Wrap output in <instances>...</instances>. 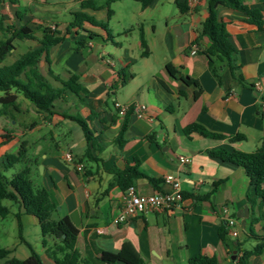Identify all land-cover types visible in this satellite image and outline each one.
I'll use <instances>...</instances> for the list:
<instances>
[{"label":"crops","instance_id":"0c3cea01","mask_svg":"<svg viewBox=\"0 0 264 264\" xmlns=\"http://www.w3.org/2000/svg\"><path fill=\"white\" fill-rule=\"evenodd\" d=\"M9 1L10 16L1 12L0 16L17 29L56 28L65 35L74 14L83 13L105 23L108 33L84 23L50 49L49 60L42 57L39 69L52 88L64 89V84L76 75L81 88L77 94L65 90L54 103L52 115L40 113L25 102L20 112L0 116V172L11 177L31 167L35 185L44 189L56 205L52 220H71L79 231L75 249L89 264H107L102 253H117L124 243L133 245L144 264H188L198 253L216 256L218 264H241L243 251L250 250L246 249L247 242L254 241L252 249L262 242L253 235L264 239V208L256 206L252 217L248 197H254V189L243 169L212 157L210 152L225 149L253 153L262 144L264 30L249 23L242 12L218 7V15L227 24L237 50L235 65L244 79V83L235 80L229 68L217 62L219 82L204 54L210 45L202 36L207 0H154L148 8L136 0H93L97 10L84 9V0ZM244 1L264 15V0ZM89 32L99 38L79 48L78 41L87 40ZM17 42L25 46L20 56L39 45L38 41L17 40L12 53L19 50ZM168 64L178 71L176 78L168 72ZM128 75L133 77L124 83ZM183 77L197 81L200 88L186 85ZM116 101L131 109L136 104L146 105L153 120L139 119L132 110L120 118ZM30 112L35 118L26 121ZM74 118L88 122L95 139L93 147ZM125 123V144L120 148L116 139ZM192 123L228 139L197 134L188 137L184 128ZM236 135L246 139L231 142L229 138ZM23 141L28 143L24 166L20 163L5 171L7 155L16 154ZM65 153L72 154L73 163L64 159ZM179 155L190 157L191 163L180 165ZM136 159L145 175L134 184L137 192L150 196L168 190L164 177L178 176L183 207L144 214L116 226L113 220L125 206L127 191L117 185L113 170H124ZM149 179L160 181L159 187ZM225 206L237 221L238 237L229 234L230 247L219 236ZM9 208L16 218L19 206L16 210L12 205ZM21 213L25 242L19 238L17 221V242L4 247L10 251L9 258L27 259L31 254L29 243L43 264H55L48 251L59 240L48 236L44 246L38 219L24 210ZM238 243L243 245L240 249L234 247ZM249 263L264 264V253Z\"/></svg>","mask_w":264,"mask_h":264},{"label":"trees","instance_id":"16d2710c","mask_svg":"<svg viewBox=\"0 0 264 264\" xmlns=\"http://www.w3.org/2000/svg\"><path fill=\"white\" fill-rule=\"evenodd\" d=\"M115 1V0H112ZM140 2L143 8H148L154 0H136ZM207 17L203 22L202 36L210 41L209 47L204 51V54L209 59V64L214 75L220 80L219 68L216 63L225 65L229 68L232 77L244 83V79L239 74V68L235 65L236 48L230 40V33L227 24L219 17L218 7L223 6L242 12L247 16V21L255 25L258 29L264 30V15L261 10L249 8L244 0H207ZM109 5V4H108ZM84 9L97 10L98 7L93 0H86L82 3ZM182 10L186 6L180 5ZM110 14L112 13L109 10ZM84 23H89L94 27L101 28L107 31V25L99 22L96 19L89 17L83 13L74 14V21L70 24L67 33L61 35L56 28L37 27L35 30L28 26H22L17 29L5 23V20L0 16V116H7L11 113H18L21 110L19 102L20 96L29 101L40 113L52 115L54 103L60 99L65 90H70L78 93L81 85L79 76H73L64 84V89L56 90L51 87L48 80L42 75L39 69V64L42 57L45 55L48 59L49 51L55 45L65 41L66 36L71 33L74 28H82ZM40 34L41 37H37ZM99 37L94 33L89 32V38L78 41L79 48H84L89 40H95ZM32 40L38 41V47L29 49L25 54L20 56L14 63L6 64L7 58L15 49V41ZM146 55L149 54V49L145 39L142 40ZM168 72L174 78L179 73L170 64L167 65ZM133 75H128L124 79L126 83ZM188 86L200 88L197 81L190 78H181ZM199 96V91L196 92L195 98ZM80 125L85 138L90 145L94 146L95 139L89 128L88 122L82 118H74ZM126 123L116 139L117 145L122 148L125 144L124 134L126 131ZM184 134L190 137L197 134L201 137L211 138L216 140L228 139L226 136L212 132L205 126L199 123H192L184 128ZM6 139V137H3ZM243 135H236L229 138L231 142L245 140ZM86 155L90 156V151L87 150ZM212 157L218 158L221 161L240 167L248 177L251 187L254 189V197H248V203L252 209V217L254 209L258 206L264 208V139L261 146L253 153H245L239 150L227 151L225 149L210 152ZM28 156V143L23 141L16 154H9L6 157L5 171L14 168L16 165L25 161ZM116 176L117 185L127 191L134 186L135 182L144 178L145 175L140 172V162L135 160L134 165H127L124 170H113ZM154 187H159L160 181L149 179ZM12 202L19 206L16 213V218L19 226V238L22 242L25 240L22 237L21 210L25 214L32 215L38 219L43 236V245L46 246V237L52 236L59 240L52 251H48V255L53 259L55 264H89L81 259L80 254L75 249L78 229L73 225L69 218H63L58 222L52 220L53 213L56 211V205L51 200L50 195L42 188L35 185L31 177V167L26 166L16 172L13 176L8 177L5 173L0 172V218L6 219L10 215V208L4 205V202ZM219 236L222 242L230 247L229 230L225 222L219 229ZM258 238V243L253 249L244 250L240 259L241 264H250V259L260 256L264 253V239ZM31 254L25 260L17 258H9L10 251L0 247V264H43L41 257L35 252L29 243H26ZM243 246L238 243L234 247L240 249ZM102 260L107 264H144L143 259L130 243H124L122 249L117 252H103ZM188 264H218L216 256H209L203 253H198L191 257Z\"/></svg>","mask_w":264,"mask_h":264},{"label":"built area","instance_id":"2783aa9c","mask_svg":"<svg viewBox=\"0 0 264 264\" xmlns=\"http://www.w3.org/2000/svg\"><path fill=\"white\" fill-rule=\"evenodd\" d=\"M256 89L260 90L259 84L256 85ZM115 108L120 118H124L130 110H132L133 114H135L139 119H147L149 121L153 120L148 116V108L144 104H136L131 109V106L116 101ZM64 159L70 163L74 162V158L71 153H65ZM177 159L182 166H186L191 163V158L188 156L179 155ZM78 167V169L82 171V168L80 166ZM163 181L169 189L158 191L150 196L139 194L134 186L130 187L127 190L125 206L113 220L114 225L119 226L126 224L133 219L148 213L171 212L176 209H181L184 203V193L180 178L174 175H167L164 177ZM223 217L224 222L228 227L229 234L234 238L238 237V231L236 230L237 221L231 215L227 206L223 207Z\"/></svg>","mask_w":264,"mask_h":264},{"label":"rangeland","instance_id":"374dc122","mask_svg":"<svg viewBox=\"0 0 264 264\" xmlns=\"http://www.w3.org/2000/svg\"><path fill=\"white\" fill-rule=\"evenodd\" d=\"M5 3H7L8 5H6ZM10 1L9 0H0V12L3 15H8L10 16ZM67 16V14H66ZM17 47L19 48V50L17 52H13L6 60V64H12L14 63L21 55V53L25 50V46L21 45V47L19 46V42H17ZM21 101H19L22 105V108L25 109L26 107V103H29V101L25 100L23 98V96H21ZM24 101V102H22ZM23 118V117H22ZM35 116L32 115V113L30 112V115H27V117H25L24 119L26 121H31L32 119H34ZM21 166H24L23 163ZM20 167V165H19ZM5 206H10L12 205L13 209L16 210L17 205L12 203V202H4ZM34 230L32 229V232ZM18 239V229H17V220L15 218V216L13 214H10L6 219H2L0 218V247L4 248L6 246H11L14 243L17 242ZM32 240L34 241V233H32ZM254 245V241L251 240L249 242H247L246 244V249H252Z\"/></svg>","mask_w":264,"mask_h":264}]
</instances>
